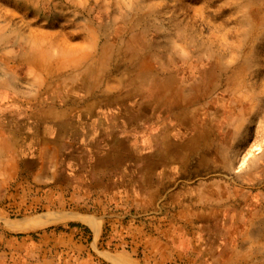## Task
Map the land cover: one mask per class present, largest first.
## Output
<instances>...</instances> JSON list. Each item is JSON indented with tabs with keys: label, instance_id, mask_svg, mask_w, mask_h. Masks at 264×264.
Here are the masks:
<instances>
[{
	"label": "rangeland",
	"instance_id": "1",
	"mask_svg": "<svg viewBox=\"0 0 264 264\" xmlns=\"http://www.w3.org/2000/svg\"><path fill=\"white\" fill-rule=\"evenodd\" d=\"M174 97L182 105L176 110ZM96 110L141 111L142 135L128 136L144 156L168 134L173 228L201 230L199 239L213 249L230 243L234 264H264V0H0V264L13 262L15 253L30 264L57 263L55 246L40 251L33 243L56 238V225L69 233L81 222L54 223L47 210L99 216L97 249L89 230L76 227L92 249L85 257L101 252L145 264L133 234L143 221L135 210L111 205L94 213L87 200L78 205L66 194L58 205L41 197L24 171L27 159H55L49 150L72 134L64 121ZM199 134L205 147L188 158ZM40 218L54 222L34 225ZM68 237L62 236L63 264H82L67 257Z\"/></svg>",
	"mask_w": 264,
	"mask_h": 264
},
{
	"label": "crops",
	"instance_id": "2",
	"mask_svg": "<svg viewBox=\"0 0 264 264\" xmlns=\"http://www.w3.org/2000/svg\"><path fill=\"white\" fill-rule=\"evenodd\" d=\"M80 115L77 122L72 123L66 120L62 123V127L73 128L71 129L72 134L67 132L66 136L63 137L64 139L61 137L64 142L59 146V150L54 149L51 152L49 150L52 156L59 154L58 157H55L54 160L43 157L31 158L32 160L27 159L24 162V171L31 174L29 183L33 184L32 188H36V191L40 190L41 197L53 200L61 206L66 195L78 205L83 201L85 204L87 200V203L91 205L90 207L94 209V213L98 207L102 208L103 212L104 208L111 205H115L117 208L128 207L135 210L140 214L143 221L133 234L135 244L145 250V264L235 263L234 249L230 243L216 242L215 249H213L212 243L199 239L201 230L195 229L194 231L193 229L186 230L183 227H172L171 139L169 140L166 132L162 134L163 142L153 140L150 145L153 152L144 156L141 149L142 144L133 143V139L128 136V130L135 132L136 135H142L144 115L141 111L130 112V114L121 112L119 115L112 116L101 110H96ZM65 118L66 116L57 120L63 121ZM110 123H113V126ZM63 143L72 144L65 148ZM182 212L184 214V211ZM44 213V216L55 217V222H51L57 224L60 219L64 218L81 222L71 223L69 233L63 231L62 225H56V229L59 231L56 232L58 234L56 238H43L38 240L39 243H33L35 248H40V251H42V246L48 242L51 246H55V261L57 262L55 264L58 262L63 264L64 240L62 236L64 234L69 235L66 247L67 252H69L66 254L67 257H75L77 260H81L82 264H106L100 260V254L108 264H119L117 262L130 264L124 257L123 259L117 258L108 253L99 252L98 255L94 252V255L87 254L85 257L86 251L92 249L90 246V249L85 248L81 241L82 236H79L76 227L89 230L92 237L91 243L93 242L96 248L103 228L99 216L81 212H72L66 215L67 213L58 210H47ZM83 218H90L95 221L98 225L97 231L83 222ZM51 222L45 226L51 225ZM149 230H151L150 233H148ZM206 234H208L207 231ZM59 247L61 256L58 257ZM211 251L213 253L209 256ZM45 255L43 254L44 257L41 259H46ZM35 256L40 257V254ZM26 258V255L22 256V254L15 253L13 262L8 264H30Z\"/></svg>",
	"mask_w": 264,
	"mask_h": 264
},
{
	"label": "bare ground",
	"instance_id": "3",
	"mask_svg": "<svg viewBox=\"0 0 264 264\" xmlns=\"http://www.w3.org/2000/svg\"><path fill=\"white\" fill-rule=\"evenodd\" d=\"M253 0H251V2H252ZM252 10V9H251ZM253 12V11H252ZM256 20V19H255ZM150 45V44H149ZM147 47V46H146ZM150 47H151V45H150ZM155 47V46H154ZM152 48V47H151ZM154 51V50H153ZM23 52V51H22ZM146 52H148V51H146ZM135 53H136V51H135ZM155 53V52H154ZM129 54V53H128ZM140 54V53H139ZM143 54V53H142ZM156 54V53H155ZM29 55V54H28ZM154 55V54H153ZM153 55H151V56H153ZM143 57V56H142ZM146 57V56H145ZM29 59V58H28ZM134 59V58H133ZM140 59H141V57H140ZM150 59V58H149ZM139 60V59H138ZM137 60V61H138ZM145 60V59H144ZM35 61V60H34ZM134 60H132V62H133ZM136 61V60H135ZM134 61V62H135ZM143 61V60H142ZM131 62V63H132ZM138 63V62H137ZM145 63H146V61H145ZM151 63H153L152 62V60H151ZM219 63V62H218ZM139 64V63H138ZM144 64V63H143ZM34 65V64H33ZM152 66V65H151ZM36 67H37V65H36ZM143 67V66H142ZM216 67H217V65H216ZM219 67V66H218ZM50 68V67H49ZM131 68V67H130ZM38 69V68H37ZM128 69V68H127ZM157 69V68H156ZM131 70V69H130ZM135 70V69H134ZM219 70V69H218ZM40 71V70H39ZM138 71V70H137ZM215 71V70H214ZM225 71V70H224ZM139 72V71H138ZM152 72H155V71H152ZM163 72V71H162ZM51 74V73H50ZM168 74V73H167ZM213 74V73H212ZM79 75V74H78ZM140 75V74H139ZM146 75V74H145ZM144 75V76H145ZM157 75V74H156ZM169 75V74H168ZM201 75H202V73H201ZM60 76V75H59ZM149 76V75H148ZM153 76H154V74H153ZM163 76V75H162ZM161 76V77H162ZM164 76H167V75H164ZM207 76V75H206ZM212 76V75H211ZM234 76V75H233ZM241 76V75H240ZM56 77V76H55ZM58 77V76H57ZM65 77V76H64ZM86 77V76H85ZM130 77V76H129ZM215 77V76H214ZM141 78V77H140ZM230 78V77H229ZM234 78V77H233ZM232 78V79H233ZM235 78H236V76H235ZM56 79V78H55ZM210 79H211V77H210ZM238 79H239V77H238ZM238 79H236V81L238 80ZM149 80H150V78H149ZM159 80V79H158ZM162 80H163V78H162ZM161 80V81H162ZM134 81V80H133ZM160 81V82H161ZM165 81V80H164ZM213 81H215V80H213ZM46 82V81H45ZM50 82V81H49ZM171 82H172V80H171ZM206 82V81H205ZM48 82H46V84H47ZM53 83V82H52ZM168 83V82H167ZM212 83V82H211ZM45 84V83H44ZM150 84H151V82H150ZM179 84V83H178ZM207 84V83H206ZM232 84V83H231ZM240 84V83H239ZM238 84V85H239ZM96 85V84H95ZM140 85H142V84H140ZM145 85V84H144ZM169 85V84H168ZM210 85V84H209ZM215 85V84H214ZM237 85V86H238ZM242 85V84H241ZM244 85V84H243ZM71 86H73V85H71ZM132 86V85H131ZM160 86V85H159ZM167 86V85H166ZM205 86V85H204ZM233 86V85H232ZM80 87V86H79ZM163 87V86H162ZM172 87V86H171ZM212 87V86H211ZM69 88V87H68ZM167 88V87H166ZM201 88V87H200ZM213 88V87H212ZM232 88V87H231ZM54 89V88H53ZM162 89V88H161ZM170 89V88H169ZM181 89V88H180ZM196 89V88H195ZM214 89V88H213ZM55 90V89H54ZM58 90V89H57ZM144 90V89H143ZM162 90H164V89H162ZM44 91V90H43ZM178 91V90H177ZM213 91V90H212ZM236 91V90H235ZM172 92V91H171ZM170 92V93H171ZM183 92V91H182ZM209 92V91H208ZM44 93V92H43ZM42 93V94H43ZM79 93H80V91H79ZM159 94H160V96H165V93L164 94H161V92H158ZM169 93V94H170ZM173 93V92H172ZM190 93V92H189ZM188 93V94H189ZM214 93V92H213ZM57 94V93H56ZM72 94V93H71ZM82 94V93H81ZM186 94V93H185ZM191 94V93H190ZM205 94V93H204ZM242 94V93H241ZM168 95V94H167ZM207 95H209V94H207ZM87 96V95H86ZM139 96V95H138ZM171 96V95H170ZM169 96V97H170ZM185 96V95H184ZM209 96H211V95H209ZM208 96V97H209ZM73 97V96H72ZM93 97V96H92ZM137 97V96H136ZM224 97V96H223ZM90 98V97H89ZM95 98V97H94ZM139 98V97H138ZM166 98V97H165ZM175 98V97H174ZM173 98V99H174ZM185 98V97H184ZM206 98V97H205ZM39 99V98H38ZM72 99V98H71ZM90 99H93V98H90ZM130 99V98H129ZM159 99V97H157V100ZM181 99V98H180ZM200 99V98H199ZM216 99V98H215ZM221 99V98H220ZM238 99V98H237ZM54 100V99H53ZM78 100V99H77ZM83 100V99H82ZM66 101V100H65ZM70 101V100H69ZM127 101V100H126ZM168 101V100H167ZM182 101H183V99H182ZM233 101V100H232ZM44 102V101H43ZM48 102V101H47ZM50 102V101H49ZM61 102V101H60ZM68 102V101H67ZM102 102V101H101ZM147 102V101H146ZM181 102V101H180ZM192 102V101H191ZM218 102V101H217ZM223 102V101H222ZM229 102H230V100H229ZM237 102V101H236ZM245 102V101H244ZM40 103V102H39ZM185 103V102H184ZM183 103V104H184ZM187 103V102H186ZM190 103V102H189ZM208 103V102H207ZM46 104V103H45ZM53 104V103H52ZM69 104V103H68ZM67 104V105H68ZM74 104V103H73ZM123 104V103H122ZM156 104V103H155ZM175 104L176 105H174V110H176V109H178V107H181L182 105H181V103H179L178 102V98L176 99L175 98ZM188 104V103H187ZM186 104V105H187ZM197 104H198V101H197ZM41 105V104H40ZM75 105H77V104H75ZM127 105V104H126ZM145 105V104H144ZM189 105H191V104H189ZM125 106V105H124ZM135 106V105H134ZM197 106V105H196ZM232 106V105H231ZM57 107V106H56ZM81 107V106H80ZM144 107V106H143ZM170 107V106H169ZM172 107V106H171ZM194 107V106H193ZM225 107V106H224ZM68 108V107H67ZM70 108H71V106H70ZM126 108V107H125ZM140 108V107H139ZM160 108V107H159ZM168 108V107H167ZM184 108V107H183ZM186 108V107H185ZM212 108V107H211ZM246 108V107H245ZM54 109V108H53ZM56 109V108H55ZM64 109V108H63ZM80 109H82V108H80ZM79 109V110H80ZM84 109V108H83ZM129 109V108H128ZM232 109V108H231ZM132 110V109H131ZM158 110V109H157ZM57 111V110H56ZM148 111V110H147ZM167 111H168V109H167ZM171 111V110H170ZM180 111V110H179ZM209 111V110H208ZM177 112V111H176ZM181 112V111H180ZM185 112V111H184ZM212 112V111H211ZM58 113V112H57ZM57 113H56V115H57ZM69 113V112H68ZM67 113V116L69 115ZM62 114V113H61ZM101 114H102V112H101ZM191 114H193V112H191ZM199 114V113H198ZM45 115V114H44ZM53 115V114H52ZM63 115H64V113H63ZM62 115V116H63ZM54 116V115H53ZM65 116V115H64ZM185 116V115H184ZM187 116V115H186ZM175 117V116H174ZM182 117V116H181ZM201 117V116H200ZM199 117V118H200ZM55 118V117H54ZM63 118V117H62ZM85 118V117H84ZM94 118V117H93ZM149 118V117H148ZM153 118V117H152ZM188 118V117H187ZM206 118V117H205ZM56 119V118H55ZM106 119V118H105ZM176 119L178 120L179 119V117L177 116L176 117ZM214 119V118H213ZM91 120V119H90ZM108 120V119H107ZM106 120V121H107ZM61 121V120H60ZM70 121V120H69ZM76 121V120H75ZM18 122V121H17ZM109 122V121H108ZM179 122V121H178ZM182 122V121H181ZM183 122H186V121H183ZM182 122V123H183ZM190 122V121H189ZM188 122V123H189ZM232 122V121H231ZM38 123V122H37ZM91 123V122H90ZM127 123V122H126ZM180 123V122H179ZM200 123V122H199ZM204 123V122H203ZM19 124V123H18ZM49 124V123H48ZM88 124V123H87ZM111 124V123H110ZM113 124V123H112ZM111 124V125H112ZM216 124V123H215ZM235 124H237V123H235ZM20 125V124H19ZM78 125V124H77ZM96 125H97V123H96ZM202 125H204V124H202ZM207 125V124H206ZM21 126V125H20ZM61 126V125H60ZM91 126V125H90ZM113 126V125H112ZM117 126V125H116ZM176 126V125H175ZM188 126V125H187ZM210 126H211V123H210ZM87 127H89V126H87ZM108 127V126H107ZM214 127V126H213ZM23 128V127H22ZM126 128V127H125ZM178 128V127H177ZM26 129V128H25ZM77 129H79V128H77ZM67 130V129H66ZM25 131V130H24ZM212 131H214V130H212ZM216 131V130H215ZM30 132V131H29ZM173 132V131H172ZM208 132V131H207ZM66 133V132H65ZM102 133V132H101ZM100 133V134H101ZM105 133V132H104ZM183 133V132H182ZM195 133V132H194ZM213 133V132H212ZM31 134V133H30ZM76 134V133H75ZM83 134V133H82ZM109 134V133H108ZM105 135V134H104ZM206 135V134H205ZM208 135V134H207ZM210 135H212V134H210ZM209 135V136H210ZM31 136V135H30ZM109 136V135H108ZM154 136V135H153ZM208 136V137H209ZM230 136V135H229ZM173 137V136H172ZM205 137V136H204ZM46 138V137H45ZM63 138V137H62ZM75 138V137H74ZM154 138H155V136H154ZM203 138V135H201V134H199L197 137H195L194 139H193V141L189 144V146H187V148H188V154H186L187 156H188V158H191L192 157V155H196L197 154V151H200V149L201 150H203L204 149V147L205 146H203L202 144H201V139ZM207 138V137H206ZM23 139V138H22ZM32 139V138H31ZM64 139V138H63ZM68 139V138H67ZM120 139V138H119ZM211 139V138H210ZM213 139V138H212ZM220 139V138H219ZM223 139V138H222ZM71 140V139H70ZM69 140V141H70ZM185 140H186V138H185ZM207 140H208V138H207ZM221 140V139H220ZM50 141V140H49ZM116 141V140H115ZM133 141H135L134 139H133ZM179 141H181V140H179ZM184 141V140H183ZM44 142V141H43ZM48 142V141H47ZM88 142V141H87ZM91 142V141H90ZM107 142V141H106ZM129 142V141H128ZM132 142V141H131ZM156 142V141H155ZM160 142V141H159ZM175 142V141H174ZM209 142V141H208ZM34 143V142H33ZM55 143V142H54ZM85 143V142H84ZM135 143H136V141H135ZM187 143V142H186ZM221 143V142H220ZM25 144V143H24ZM64 144V143H63ZM68 144V143H67ZM125 144V143H124ZM180 144V143H179ZM223 144V143H222ZM49 145V144H48ZM53 145V144H52ZM56 145V144H55ZM61 145V144H60ZM83 145V144H82ZM94 145V144H93ZM121 145V144H120ZM181 145V144H180ZM210 145V144H209ZM208 145V146H209ZM230 145V144H229ZM25 146V145H24ZM32 146V145H31ZM35 146V145H34ZM40 146V145H39ZM45 146H47V145H45ZM70 146V145H69ZM84 146V145H83ZM116 146V145H115ZM127 146V145H126ZM203 148H202V147ZM207 146V147H208ZM33 147V146H32ZM211 147V146H210ZM26 148V147H25ZM57 148H59V147H57ZM73 148V147H72ZM218 148V147H217ZM62 149V148H61ZM76 149V148H75ZM101 149V148H100ZM114 149V148H113ZM198 149V150H197ZM213 149H214V147H213ZM59 150V149H58ZM70 150V149H69ZM68 150V151H69ZM175 150V149H174ZM180 150V149H179ZM45 151V150H44ZM56 151V150H55ZM66 151H67V149H66ZM25 152V151H24ZM103 152V151H102ZM116 152V151H115ZM174 152V151H173ZM172 153V152H171ZM13 154V153H12ZM173 154V153H172ZM201 154V153H200ZM25 155V154H24ZM59 155V154H58ZM70 155V154H69ZM99 155V154H98ZM186 155H184V156H186ZM85 156V155H84ZM55 157H56V155H55ZM209 158V157H208ZM221 158V157H220ZM31 159V158H30ZM29 159V160H30ZM32 160V159H31ZM63 161V160H62ZM70 161V160H69ZM260 175V174H259ZM257 180V179H256ZM231 181H233V180H231ZM255 181V180H254ZM202 185V184H201ZM212 185V184H211ZM237 185V184H236ZM205 187V186H204ZM207 187V186H206ZM203 188V187H202ZM211 191V190H210ZM235 191V190H234ZM221 192V191H220ZM243 192V191H242ZM192 193V192H191ZM203 193V192H202ZM213 193V192H212ZM216 193V192H215ZM241 193V192H240ZM261 193V192H260ZM208 194H209V192H208ZM211 194V193H210ZM217 194V193H216ZM202 195V194H201ZM257 197H258V195H257ZM247 198V197H246ZM242 201V200H241ZM252 202V201H251ZM215 203V202H214ZM216 204V203H215ZM239 204V203H238ZM243 204V203H242ZM262 205V204H261ZM204 206V205H203ZM217 206V205H216ZM248 206V205H247ZM240 207V206H239ZM244 208V207H243ZM255 208V207H254ZM260 208V207H259ZM237 210V209H236ZM244 211V210H243ZM247 212V211H246ZM235 214V213H234ZM238 217V216H237ZM255 217V216H254ZM251 219V218H250ZM263 220V219H262ZM82 221L83 222H85L86 224H88L89 226H92V227H95V225H94V222L90 219V218H83L82 219ZM38 222L39 223H37L36 222V224H34V225H36V226H43V225H45V224H47V223H49V220H46V219H44V218H40V219H38ZM247 222V221H246ZM257 222H259V220L257 221ZM255 225V224H254ZM245 227V226H244ZM245 229H246V227H245ZM248 230V229H247ZM251 231V230H250ZM244 235V234H243Z\"/></svg>",
	"mask_w": 264,
	"mask_h": 264
}]
</instances>
